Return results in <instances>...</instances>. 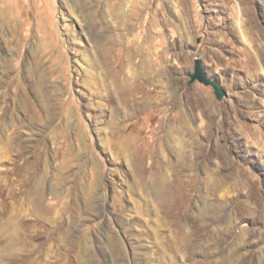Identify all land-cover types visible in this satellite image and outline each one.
I'll list each match as a JSON object with an SVG mask.
<instances>
[{
  "label": "rangeland",
  "instance_id": "obj_1",
  "mask_svg": "<svg viewBox=\"0 0 264 264\" xmlns=\"http://www.w3.org/2000/svg\"><path fill=\"white\" fill-rule=\"evenodd\" d=\"M0 264H264V0H0Z\"/></svg>",
  "mask_w": 264,
  "mask_h": 264
},
{
  "label": "bare ground",
  "instance_id": "obj_2",
  "mask_svg": "<svg viewBox=\"0 0 264 264\" xmlns=\"http://www.w3.org/2000/svg\"><path fill=\"white\" fill-rule=\"evenodd\" d=\"M118 49H115V52L116 53H118L117 52ZM113 56H114V54H113ZM115 56H116V54H115ZM127 59H129L128 55L125 53L124 50H122L120 52L119 56L116 57V59H114V58L112 59V62L114 64H116L117 66H121V65H123L127 61ZM159 72H160L159 69H155L154 71H151V76H149V80L150 81H152V80L155 81L156 78H157V76L159 75ZM69 81L72 82V79L69 78ZM146 90H147L146 87L142 83L136 82L134 84L133 88H132L131 94H130V91H129V95H126V97H125L124 95H125V92L126 91H124V95L122 96V98L124 100H130V102L133 105H137V104L138 105L139 104L143 105V104L148 103V101H149V99L147 97H145L144 94H143ZM138 93H141V95L140 96H137ZM200 196H202V195H200ZM88 200H89V198H88Z\"/></svg>",
  "mask_w": 264,
  "mask_h": 264
},
{
  "label": "water",
  "instance_id": "obj_3",
  "mask_svg": "<svg viewBox=\"0 0 264 264\" xmlns=\"http://www.w3.org/2000/svg\"><path fill=\"white\" fill-rule=\"evenodd\" d=\"M194 71L189 74L190 82H194L196 80L204 83L205 85H210L214 89L215 96L218 100H221L225 95V91L223 87L213 78L209 77L202 66V61L199 57L195 58L194 61Z\"/></svg>",
  "mask_w": 264,
  "mask_h": 264
}]
</instances>
